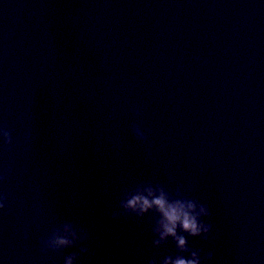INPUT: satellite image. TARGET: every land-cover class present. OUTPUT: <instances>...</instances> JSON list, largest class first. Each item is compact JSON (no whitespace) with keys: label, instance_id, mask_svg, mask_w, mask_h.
<instances>
[{"label":"water","instance_id":"1","mask_svg":"<svg viewBox=\"0 0 264 264\" xmlns=\"http://www.w3.org/2000/svg\"><path fill=\"white\" fill-rule=\"evenodd\" d=\"M4 125L0 264L175 258L119 206L148 189L209 206L208 241L178 230L201 264H264V0H0Z\"/></svg>","mask_w":264,"mask_h":264},{"label":"clouds","instance_id":"2","mask_svg":"<svg viewBox=\"0 0 264 264\" xmlns=\"http://www.w3.org/2000/svg\"><path fill=\"white\" fill-rule=\"evenodd\" d=\"M139 109L137 114H139ZM3 131V143L0 146V150L4 152L12 151L13 137L8 130V126L4 125ZM132 132L135 134V138L140 141H147L148 136L137 125H133ZM13 173L11 167L5 169L0 174V182L5 181ZM177 196L182 195L179 191ZM125 210V212H131L137 217H143L149 210H153L158 219L156 224L158 225L153 231L159 235V239L154 240L155 246L161 245L162 242H166L167 238L171 237L175 241L177 255L173 258L171 255L163 259L162 264H201L200 251H194L187 246V241L184 235H178V230L187 233L191 237H200L201 239L208 241L210 233L213 231V225L204 223L200 220V217L210 218L212 213L207 204H198L195 200L191 199H170L163 191L158 196H155L151 189H148L147 196L137 192L130 195V198L126 202H121L119 205ZM8 207L7 195L0 194V211L5 210ZM198 209V211H197ZM120 214L117 212L112 213V219L118 220ZM65 227H68L67 225ZM85 239H87V232H84ZM73 239H69L67 236H61L55 229H52V235L48 238V244L46 247L42 246L44 252L60 253L68 248L77 247L75 243V232L71 233ZM45 236L41 237L39 243L44 244ZM89 249L84 246H79V252L81 254H87ZM189 254L191 258H185L183 254ZM78 259L75 252L69 254L64 259V264H73V260ZM214 255L212 252H208L203 256L205 264L212 261ZM148 264H157V259L153 258L148 261Z\"/></svg>","mask_w":264,"mask_h":264}]
</instances>
